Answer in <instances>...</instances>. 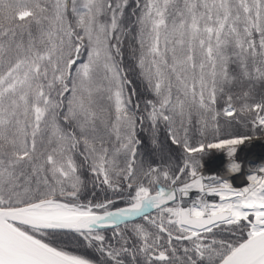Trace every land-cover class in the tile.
Returning <instances> with one entry per match:
<instances>
[{
	"label": "snow or ice",
	"instance_id": "snow-or-ice-1",
	"mask_svg": "<svg viewBox=\"0 0 264 264\" xmlns=\"http://www.w3.org/2000/svg\"><path fill=\"white\" fill-rule=\"evenodd\" d=\"M0 264H264V0H0Z\"/></svg>",
	"mask_w": 264,
	"mask_h": 264
},
{
	"label": "bare ground",
	"instance_id": "bare-ground-1",
	"mask_svg": "<svg viewBox=\"0 0 264 264\" xmlns=\"http://www.w3.org/2000/svg\"><path fill=\"white\" fill-rule=\"evenodd\" d=\"M236 183H239V181H236Z\"/></svg>",
	"mask_w": 264,
	"mask_h": 264
}]
</instances>
